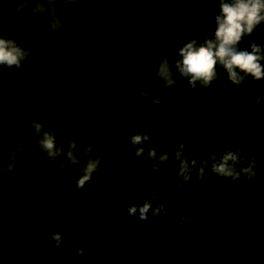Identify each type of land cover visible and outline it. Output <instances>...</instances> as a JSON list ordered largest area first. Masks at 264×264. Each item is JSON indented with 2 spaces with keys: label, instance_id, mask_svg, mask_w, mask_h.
<instances>
[{
  "label": "flooded vegetation",
  "instance_id": "af4514ba",
  "mask_svg": "<svg viewBox=\"0 0 264 264\" xmlns=\"http://www.w3.org/2000/svg\"><path fill=\"white\" fill-rule=\"evenodd\" d=\"M18 6V2L12 3L11 0H0V34L4 37L13 38L19 45L31 51L32 58L37 62V67H33L32 79L37 81L45 71L50 69L51 61L52 64L56 61L55 51L57 48L48 39L47 32L42 31L28 7L21 12L13 11ZM188 7H185V9H188ZM149 19L150 21L146 27L136 31L127 29L123 33L125 39H131V36L136 38V36L141 35L139 39L148 44V47H145L147 51L143 55L147 58L150 68V94L159 95L162 99L160 105L151 104L152 107L149 109L145 121L142 124L139 123L143 131L154 137H162L167 130L175 126V132L171 140L178 131L174 141L176 142L182 126L190 119L192 133L190 134L192 137L189 139L194 137L201 147L195 150L186 149V155L191 157L199 151H203L205 157H207L208 153L212 151L222 153L226 149L240 148L243 149L245 154L255 155L260 179L251 181L242 179L234 184H229L228 180V193L224 202L221 206L214 208L205 206L204 200L201 199L205 193H202L199 198L196 196L200 195V190H206L207 194L214 190L219 176L210 174L207 180L199 184L190 181L185 185L183 191H177L176 165L171 161L169 164L161 166L159 172L151 171L150 164H142L138 172L126 176L117 175L120 179V186L122 181L127 183L126 190L129 194H132L136 205L142 204L152 194H159L158 199L153 203H163L167 212L171 211V214H174L178 220H181L183 216H188L196 221L201 216L198 220L200 222L199 226L190 231L182 230L183 234L181 233L180 236L183 237V241L177 243L180 248L175 251L176 264H223L221 262L223 259L241 260L244 254L238 249L239 243L244 244L252 254L250 264H253L254 255H258L257 260L264 264V229L256 222L264 218V81H254L249 77L242 85L238 86L237 96L235 98L234 96L231 97L230 100H224L221 89L216 91L215 97L210 94L212 89H218L219 75L218 80L212 82L215 85L206 88L198 84L197 88L192 90L187 82L181 78H178L175 87L170 89L161 88L160 82L155 79L154 75L157 70L160 52H167L170 59L174 60L176 50L189 38L180 43H170V45L166 44L165 46L156 42L153 48L158 53L154 54V51H150L152 45L147 36H156L159 40L160 36L167 30V24H160L152 16H149ZM258 30L260 29L256 31ZM248 40L244 49H247ZM243 42H241V48ZM257 44H264V40L259 41ZM261 63H264V61H261ZM221 72L224 71H218L219 74ZM28 86L27 81L20 88L16 79L7 84V91L0 98V118L12 110H21V105H24L23 100L25 99L23 96L28 94ZM254 96L261 97L259 105L253 103L252 97ZM173 99L176 100V103H172ZM217 99L221 102L222 107L216 114L205 115L197 119L196 117L190 118L189 114L197 108L211 111L213 101ZM188 101L204 103L198 105L194 103L181 116H178L177 110ZM209 103L211 108H200L207 107ZM186 112L187 114H185ZM177 119L183 120L179 127L175 124ZM174 142L167 148L173 146ZM193 187L196 193L188 197L185 192ZM50 189L49 186H40L33 189L14 191L11 195L8 194L9 196L4 193L0 194V264L13 260H19V264H28L24 254L38 256L42 252L46 260L49 257L63 260L66 256L72 255L73 252L65 245L64 255H61L53 247L51 233L47 226L46 213V203L50 198ZM105 193L112 195L110 191ZM168 193L171 194L170 198H164L168 197L165 196ZM100 206L104 210L107 209L106 203H101ZM72 207V211L69 209L63 212L62 218L66 222L69 231L75 236V247H84L87 253H94L97 259L93 260L91 264H103L102 253L106 233L102 223L98 220V216H96V212L99 213L100 211L77 205ZM202 208L206 210V214H203ZM121 210H115L112 213L118 214ZM127 217V220L130 221L128 228L131 231H140V240L132 241L133 249H131V252L133 257L137 256L142 262L144 244L156 245L158 252L161 250L159 246L164 244V257L168 255L169 240L165 229L166 218L163 223H160L158 219L151 217L147 221L129 215ZM244 223H250L253 229L240 232L239 228ZM111 225L117 228L112 221ZM242 234H244V238L248 237L251 247L245 243V240H242L240 237ZM118 240L119 237H116L115 242L117 243ZM17 252L23 253V255ZM203 256H205V259H203ZM113 260L114 253L111 256L112 263ZM151 263L161 264V258L157 253L151 258ZM164 264H167L166 258Z\"/></svg>",
  "mask_w": 264,
  "mask_h": 264
},
{
  "label": "trees",
  "instance_id": "16d2710c",
  "mask_svg": "<svg viewBox=\"0 0 264 264\" xmlns=\"http://www.w3.org/2000/svg\"><path fill=\"white\" fill-rule=\"evenodd\" d=\"M58 1L63 9L95 25L130 49V53L140 71L144 91L148 93L151 92L149 83L151 80L150 68L147 58L143 55L147 51L145 47H148V44L139 39L141 35L136 36V38L131 36V39H125L123 33L127 29L136 31L137 29L146 27L150 21L149 16H152L160 24L166 23L167 30L160 36L159 40L156 36H147L152 45L150 51H154L155 54L158 53L153 48L156 42L164 46L166 44L170 45V43H180L197 32L202 35L210 31L214 19L213 9L218 8L217 4L209 0H82L78 4H65L60 2V0ZM17 2L19 3V0ZM189 3L191 4L190 6ZM27 7L31 12L34 5L32 2H29ZM185 7H188V9H185ZM32 15L39 23L42 31H46L38 13ZM258 29H264V26ZM47 37L57 48L55 51L57 58L53 64L51 61L50 69L45 71L37 81L32 79L34 71L30 63L25 64L21 69H13L11 71L6 67L0 68V98L6 93L7 84L13 79L17 80L20 88L27 81L29 84L28 94L23 96L25 99L23 98L24 105H21V110H12L3 115L0 118V130L6 129L24 137L39 139L38 136L32 133L30 126L32 119H38L44 124L46 129L55 130L58 133L57 140H79L103 133L110 126L115 115L110 96L100 81L68 48L57 43L51 34L47 33ZM248 38L244 40L242 48H245ZM261 40H264V33L255 34L252 38V41H255V43ZM32 59V56L29 57V61ZM217 87L218 89H212L210 93L213 97H215L216 91L220 89L223 91L224 100H230L231 97L234 96L235 98L237 96L238 86L232 84L227 79L225 72L219 74V84ZM213 102L211 111L208 112L197 108V110L189 114L190 118L196 117L197 119L205 115L211 116L216 114L222 106L218 99ZM194 103L198 105L204 102H186L185 105L177 110L178 116H181ZM151 107L150 101L145 99L139 123L142 124L145 121ZM189 122L190 119L182 126L177 141L170 148L162 146L170 142L175 132V126L167 130L162 137L151 136V144L146 145L162 147L157 150L158 155L174 151L182 140L192 137L191 123ZM136 131L144 132L140 124ZM142 164H144L142 160H137L134 155V146L129 141L126 142L116 154L115 159L100 166L93 174L92 181L88 182L96 185L99 190L103 191V198H100L95 192L92 194L89 191L88 183L83 188L77 189V179L80 174L57 178L0 182V194L4 193L7 196H9L8 194L11 195L14 191L33 189L40 186L51 187L50 198L46 203L47 226L51 234L53 232L62 234L64 245L73 253L63 258V260L56 257H49L46 260L42 252L38 256H30L29 254L27 256L24 254L28 260H26L28 264H91L93 260L97 259L93 252L87 253L84 247H82L84 249L82 256H77L75 253V236L69 231L66 222L62 218L63 212L69 209L72 211L73 205L100 211L99 213L95 212L106 233L102 253L103 264H153L151 263V258L154 257L155 253L160 256L161 264H164L165 258L167 264H176V259L174 258L175 251L177 248H180L177 246V243L183 241V237L180 236L181 233L183 234L182 230L190 231L194 227L199 226L200 222L198 220L201 216L196 221L193 219V223L189 224L185 222L184 226L180 227V220L174 214H171V211L168 212V215L165 217L167 220L165 229L167 239L169 240L168 255L164 257V244L159 246L161 247L160 252L157 251L156 245L144 244L142 262H140L137 256L133 257V253L131 252V249H133L132 241L136 239L140 240V231H131L128 228L130 221L127 220V207L134 204V201L132 194H129L128 190L120 186L118 176H126L138 172ZM228 180L217 177V186L214 190L208 194L206 190H200V195L196 197L199 198L202 193H205L201 199L204 200L207 208L221 206L228 193L227 184H234L231 180L227 183ZM106 191L112 192V195L105 193ZM195 193L194 187L185 192L188 197L193 196ZM155 195L158 197L159 194ZM170 195L168 193L165 195L168 197L164 198L169 199ZM101 203H106L107 209L104 210L100 206ZM119 209H122L120 213H112ZM49 212H53L55 216L54 221L49 217ZM202 212L206 214V210ZM111 221L117 228L111 225ZM256 222L264 229V218ZM247 229H253L250 223L242 224L239 231ZM256 231L258 230L256 229ZM244 234L240 235V237L251 247L248 237L244 238ZM116 237H119L117 243L115 242ZM238 249L244 254L241 260L233 259L230 261L223 259L221 262L223 264H250L249 261L252 254L246 249L244 244L239 243ZM17 253L23 255V253ZM113 253L114 260L112 263L111 256ZM204 257L203 259H205ZM44 258L45 260H43ZM253 259V264H262L260 260H257L258 255H254ZM19 262V260H13L7 261L5 264H19Z\"/></svg>",
  "mask_w": 264,
  "mask_h": 264
},
{
  "label": "clouds",
  "instance_id": "9594fccd",
  "mask_svg": "<svg viewBox=\"0 0 264 264\" xmlns=\"http://www.w3.org/2000/svg\"><path fill=\"white\" fill-rule=\"evenodd\" d=\"M16 3L17 0H11ZM29 2L35 3L36 7L31 9V14L44 11L40 6L41 0H19V6L13 9L15 12L26 10ZM53 0H49V3ZM65 4H78L82 0H60ZM218 5L213 9L214 19L210 31L201 35L197 32L176 50L175 59H170L165 51H161L155 72L161 88L170 89L176 86L178 78L185 80L190 89L195 90L199 84L201 87H209L218 78V69H222L227 74V79L234 85H242L249 77L254 81H264V44H257L251 41L248 49L241 48V42L254 35L259 27L264 26V0H210ZM191 31V29H190ZM32 56L30 50L19 45L13 38L4 37L0 34V68L6 67L9 71L21 69L26 63L32 67H37L35 59L29 61ZM142 97L149 100L153 105H160L162 99L159 95L142 92ZM255 104L261 103L260 96L252 97ZM172 103H176L173 99ZM183 123L182 119H177L175 124L179 127ZM191 123V122H189ZM32 133L39 137L38 144L46 153L50 160H55L62 153L68 157L71 164L78 163L77 157L72 149L76 147V142H69V150L64 153L63 148L57 146L58 133L55 130H48L38 119L30 121ZM129 142L134 146V155L137 160H142L144 164L151 165V171L159 172L161 166L169 164L171 161L176 165L175 178L177 191H183L188 182L199 184L209 178L210 174L221 178L229 179L233 183L240 180L260 179L257 171L258 165L254 154H245L243 149H226L222 153L212 151L205 157L203 151H199L191 157L186 155V149L195 150L201 146L193 137L184 139L174 151L165 152L158 155L157 150L150 145L152 137L147 132H136ZM22 145H17L16 151H21ZM93 145L88 144L84 151L91 153ZM102 157L89 159L82 169L77 179V189L92 181L93 174L99 169ZM64 166L63 164L61 165ZM8 169L15 167L14 154L10 157ZM89 191L95 192L103 198V191L96 185L88 183ZM122 188H127L125 181L121 182ZM158 197L152 194L142 204H131L127 207L129 216L138 217L147 221L150 217L158 219L160 223L168 215L163 203L154 204ZM49 217L54 221L53 212H49ZM185 222L191 224L193 219L188 216L181 217L180 227ZM53 247L61 255L65 254L63 236L61 233L51 234ZM77 256L84 254V249L77 246L75 248Z\"/></svg>",
  "mask_w": 264,
  "mask_h": 264
},
{
  "label": "water",
  "instance_id": "95a60500",
  "mask_svg": "<svg viewBox=\"0 0 264 264\" xmlns=\"http://www.w3.org/2000/svg\"><path fill=\"white\" fill-rule=\"evenodd\" d=\"M33 5L36 7L35 3ZM40 6L44 11L38 16L46 32L57 43L68 48L100 81L111 98L115 115L107 130L99 135L79 140H56L64 153L69 150V142H76V147L72 149L78 159L76 164H71L63 153L55 160H50L39 146L37 138L0 130V182L79 175L87 161L97 156L102 157L100 167L115 159L116 154L137 132L142 117L145 99L141 93L145 91L140 71L129 49L100 28L63 9L58 0L51 3L41 0ZM257 33H264V29L256 31L254 35ZM253 36L249 37L248 45ZM200 108L209 109L211 104ZM177 133L169 144L162 147H169ZM18 144L22 145L21 151H16ZM88 144L93 145L91 153L84 151ZM162 147L155 148L159 150ZM13 154L15 167L9 170L7 166Z\"/></svg>",
  "mask_w": 264,
  "mask_h": 264
}]
</instances>
